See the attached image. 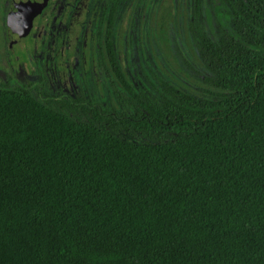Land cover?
I'll list each match as a JSON object with an SVG mask.
<instances>
[{
  "label": "trees",
  "instance_id": "obj_1",
  "mask_svg": "<svg viewBox=\"0 0 264 264\" xmlns=\"http://www.w3.org/2000/svg\"><path fill=\"white\" fill-rule=\"evenodd\" d=\"M188 1L193 86L127 80L120 0L94 33L107 102L0 79V264H264V0Z\"/></svg>",
  "mask_w": 264,
  "mask_h": 264
},
{
  "label": "rangeland",
  "instance_id": "obj_2",
  "mask_svg": "<svg viewBox=\"0 0 264 264\" xmlns=\"http://www.w3.org/2000/svg\"><path fill=\"white\" fill-rule=\"evenodd\" d=\"M100 1L99 8L102 9L115 0ZM162 6L165 14L169 12L164 33L159 32L155 24ZM189 17L188 0H120L110 42L116 57L124 63V76L134 87H143V82L151 77L146 68L163 73L177 83L193 86V79L179 67L176 52L179 49L185 55L194 56L187 31ZM1 33L0 27V36ZM83 39L84 36L80 43H76L80 50L75 56L71 48L70 54L43 66L47 77L46 90L71 93L84 81L96 99L107 102L113 97V85L109 80L114 76L98 64L100 44L94 35L87 43ZM70 42H73L72 37ZM8 73L30 81L39 76L32 63L10 61L8 56H3L0 58V79L6 78Z\"/></svg>",
  "mask_w": 264,
  "mask_h": 264
},
{
  "label": "flooded vegetation",
  "instance_id": "obj_3",
  "mask_svg": "<svg viewBox=\"0 0 264 264\" xmlns=\"http://www.w3.org/2000/svg\"><path fill=\"white\" fill-rule=\"evenodd\" d=\"M43 1L0 0V58L32 63L46 77L44 65L70 54L71 48L75 56L83 36L84 43L92 40L107 6L100 9V0H46L42 6Z\"/></svg>",
  "mask_w": 264,
  "mask_h": 264
},
{
  "label": "water",
  "instance_id": "obj_4",
  "mask_svg": "<svg viewBox=\"0 0 264 264\" xmlns=\"http://www.w3.org/2000/svg\"><path fill=\"white\" fill-rule=\"evenodd\" d=\"M27 1L33 3L34 0H27ZM45 2H46V0L43 1L42 6L45 4ZM39 6H40V5H39Z\"/></svg>",
  "mask_w": 264,
  "mask_h": 264
}]
</instances>
